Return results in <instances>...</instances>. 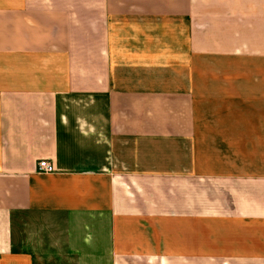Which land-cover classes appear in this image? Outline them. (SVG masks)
Wrapping results in <instances>:
<instances>
[{"label":"crops","instance_id":"1","mask_svg":"<svg viewBox=\"0 0 264 264\" xmlns=\"http://www.w3.org/2000/svg\"><path fill=\"white\" fill-rule=\"evenodd\" d=\"M0 264H264V0H0Z\"/></svg>","mask_w":264,"mask_h":264},{"label":"built area","instance_id":"2","mask_svg":"<svg viewBox=\"0 0 264 264\" xmlns=\"http://www.w3.org/2000/svg\"><path fill=\"white\" fill-rule=\"evenodd\" d=\"M37 171L40 174L49 175V174L55 173L56 169H55L54 164L51 163L50 161H48V160H41L38 163Z\"/></svg>","mask_w":264,"mask_h":264}]
</instances>
